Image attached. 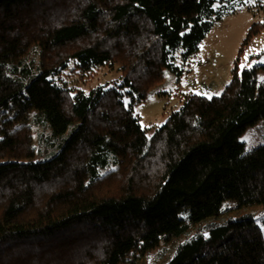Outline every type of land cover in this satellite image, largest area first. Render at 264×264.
Listing matches in <instances>:
<instances>
[{
    "label": "trees",
    "instance_id": "trees-1",
    "mask_svg": "<svg viewBox=\"0 0 264 264\" xmlns=\"http://www.w3.org/2000/svg\"><path fill=\"white\" fill-rule=\"evenodd\" d=\"M242 3L0 0V264H139L155 251L154 264L161 245L173 247L165 264H264L250 216L229 221L223 241L203 236L225 202L264 204V144L240 140L264 120V65L240 73L235 63L221 95H188L151 136L125 103L146 99L167 69L181 75L178 51L196 54ZM71 62L122 76L72 94L53 80ZM39 122L53 136L70 130L36 160L35 138L49 136Z\"/></svg>",
    "mask_w": 264,
    "mask_h": 264
},
{
    "label": "rangeland",
    "instance_id": "rangeland-1",
    "mask_svg": "<svg viewBox=\"0 0 264 264\" xmlns=\"http://www.w3.org/2000/svg\"><path fill=\"white\" fill-rule=\"evenodd\" d=\"M234 6L235 11L224 15L215 23L202 40L196 54L185 59L182 50L178 51L174 62L183 70L181 75L167 69L164 80L153 87L144 100L132 102V99L125 94V103L127 105L133 103V114L139 119L142 128L149 136L163 126L174 112L182 108L188 95L196 93L209 98L219 96L231 81L233 68L236 65L241 73L248 66H252L249 63L251 60L255 59L254 65L260 64V57L264 58V13L261 0H244V3ZM257 22L263 23L261 31L244 45L240 53L249 29ZM73 63L71 62L66 69L53 77L58 86L68 88L72 94L78 91L87 94L99 86L107 88L115 86L122 76L118 65L106 64L85 72L76 68ZM263 73L264 71L259 72L260 82L264 80ZM38 124L41 126V132L47 130L49 136L45 135L41 141L35 138L36 160L47 158L58 150L60 141L67 137L70 130L59 136H53L49 127H45L40 122ZM240 140L247 150L263 145L264 120L261 119L250 126L240 136ZM244 216L252 217L264 233V204L241 208L227 201L220 215L204 220L215 224L214 235L211 232L203 234L207 239L206 243L225 240L232 230L228 222ZM172 250V246L161 245L157 251L162 255L155 260L154 264L168 262L173 255ZM154 259L155 251H152L139 264H151Z\"/></svg>",
    "mask_w": 264,
    "mask_h": 264
},
{
    "label": "crops",
    "instance_id": "crops-1",
    "mask_svg": "<svg viewBox=\"0 0 264 264\" xmlns=\"http://www.w3.org/2000/svg\"><path fill=\"white\" fill-rule=\"evenodd\" d=\"M260 59V64L261 65H264V58L263 57H260L259 58ZM254 61H255V59L254 60H251L249 63H250V65H252L253 66V63H254ZM254 65H256V64H254ZM248 67H251V66H248ZM264 70H262V72H263ZM264 74V73H263ZM258 76H259V73H258Z\"/></svg>",
    "mask_w": 264,
    "mask_h": 264
},
{
    "label": "snow or ice",
    "instance_id": "snow-or-ice-1",
    "mask_svg": "<svg viewBox=\"0 0 264 264\" xmlns=\"http://www.w3.org/2000/svg\"><path fill=\"white\" fill-rule=\"evenodd\" d=\"M246 59H247V57H246Z\"/></svg>",
    "mask_w": 264,
    "mask_h": 264
}]
</instances>
